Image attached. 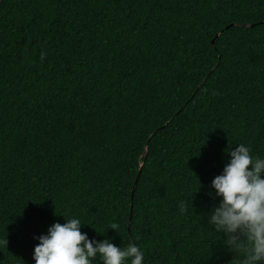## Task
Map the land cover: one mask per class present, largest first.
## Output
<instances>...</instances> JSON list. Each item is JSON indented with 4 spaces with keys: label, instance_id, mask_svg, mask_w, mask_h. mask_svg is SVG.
I'll return each mask as SVG.
<instances>
[{
    "label": "trees",
    "instance_id": "1",
    "mask_svg": "<svg viewBox=\"0 0 264 264\" xmlns=\"http://www.w3.org/2000/svg\"><path fill=\"white\" fill-rule=\"evenodd\" d=\"M241 143L264 156V0H0V264L64 216L231 264L207 213Z\"/></svg>",
    "mask_w": 264,
    "mask_h": 264
},
{
    "label": "clouds",
    "instance_id": "2",
    "mask_svg": "<svg viewBox=\"0 0 264 264\" xmlns=\"http://www.w3.org/2000/svg\"><path fill=\"white\" fill-rule=\"evenodd\" d=\"M237 145L226 149L229 160L211 181V189L219 199L207 213V225L220 234L223 247L234 254L231 264H264V156L252 154L251 148L243 143ZM177 208L180 214H186L187 200H180ZM64 217L66 222H54L45 234L34 237L39 241L33 250L34 264H142L144 261L145 254L134 242L136 238L117 246L111 238H90L81 231L88 223H82L79 218ZM109 227L119 233L117 223Z\"/></svg>",
    "mask_w": 264,
    "mask_h": 264
},
{
    "label": "water",
    "instance_id": "3",
    "mask_svg": "<svg viewBox=\"0 0 264 264\" xmlns=\"http://www.w3.org/2000/svg\"><path fill=\"white\" fill-rule=\"evenodd\" d=\"M138 178H139V176L137 177V179H136V181H135V185L137 184Z\"/></svg>",
    "mask_w": 264,
    "mask_h": 264
}]
</instances>
